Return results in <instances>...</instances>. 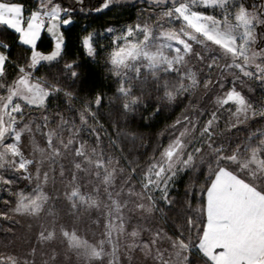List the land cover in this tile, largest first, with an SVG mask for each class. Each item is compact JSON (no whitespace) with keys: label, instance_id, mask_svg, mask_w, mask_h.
Here are the masks:
<instances>
[{"label":"snow or ice","instance_id":"obj_1","mask_svg":"<svg viewBox=\"0 0 264 264\" xmlns=\"http://www.w3.org/2000/svg\"><path fill=\"white\" fill-rule=\"evenodd\" d=\"M74 4L86 16L137 11L123 25H84L68 56L76 7L0 0V28L26 49L21 62L0 40V223L14 237L24 220L30 233L0 264H264V97L251 95L253 83L264 93V0ZM100 57L113 95H82ZM153 98L146 121L181 110L148 143L100 122L105 102L127 122Z\"/></svg>","mask_w":264,"mask_h":264},{"label":"trees","instance_id":"obj_2","mask_svg":"<svg viewBox=\"0 0 264 264\" xmlns=\"http://www.w3.org/2000/svg\"><path fill=\"white\" fill-rule=\"evenodd\" d=\"M23 3L25 9H31L34 6L35 0H19ZM65 5H71L77 8V12L74 13L75 24L70 27L69 30H66V40L68 44V56H74L77 50V36L81 31V28L84 25H90L93 28H98L102 25H111L119 26L125 23H130L135 19L137 9L124 8V7H115L113 10L96 14L88 13L86 16L85 13H80L78 11V5L74 4V0H64ZM99 0H85V11L87 12L88 8L92 6H98ZM131 18V19H130ZM0 40L7 42L11 46V54L13 58H21L26 54V49L24 46L18 44V39L16 34L12 33L10 30L0 28ZM51 39L45 34L42 38V41L39 44V48L42 51H47L51 45ZM68 57L66 56L65 59ZM99 63L96 65L88 66V75L84 84L81 86V94L87 95L89 91L95 92L103 90L107 93L108 96H112L114 89L110 87V81L104 79V69H103V58L100 57ZM186 103V102H185ZM155 99L149 101L147 110L141 109L143 117L141 115H136L135 118L129 119L127 122L123 121L119 117V112L117 105L114 103L111 107L105 102V106L102 110L103 115L101 116L100 122L108 129L110 133H114L112 128V121H119V128L123 130H132L141 134L144 137L143 142L148 143L150 140L155 139V134L163 130L166 124L172 122L176 115L179 114L181 108L177 106H168L162 108V111L152 120H145L146 117L154 110ZM111 113V115H109ZM147 124L150 127L145 126ZM140 141H137L136 147L139 149ZM202 179V178H201ZM191 183L190 177L185 175L181 176L173 189L172 195L177 201V205L174 209L169 211L165 209L166 214L168 215L169 223L171 219L175 218L177 213L183 211V203L185 200V191ZM195 203L193 207H196Z\"/></svg>","mask_w":264,"mask_h":264},{"label":"rangeland","instance_id":"obj_3","mask_svg":"<svg viewBox=\"0 0 264 264\" xmlns=\"http://www.w3.org/2000/svg\"><path fill=\"white\" fill-rule=\"evenodd\" d=\"M252 86L256 89L255 92L251 94L252 98L256 101H259L262 97H264V93L260 91L259 86L256 85L255 83H253ZM6 198H7L6 194L3 192H0V200L6 199ZM8 228H9V225L7 223H0V255H7V254H12V253H17V254L22 255L26 249V240L30 237L27 222L24 220H21L18 224L13 226V230L15 232L14 237H11L7 233L6 230ZM89 238H91V234ZM10 241H12L11 244L9 243ZM6 243H9V246L7 248H5ZM68 264H78L76 257L72 256L69 259Z\"/></svg>","mask_w":264,"mask_h":264},{"label":"water","instance_id":"obj_4","mask_svg":"<svg viewBox=\"0 0 264 264\" xmlns=\"http://www.w3.org/2000/svg\"><path fill=\"white\" fill-rule=\"evenodd\" d=\"M47 35V34H46ZM48 36V35H47ZM49 37V36H48ZM50 38V37H49ZM51 39V38H50ZM51 42H52V40H51Z\"/></svg>","mask_w":264,"mask_h":264}]
</instances>
